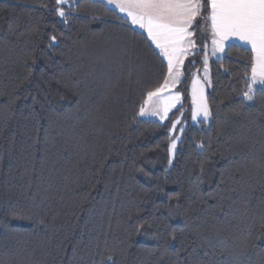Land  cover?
<instances>
[{
    "label": "trees",
    "instance_id": "obj_1",
    "mask_svg": "<svg viewBox=\"0 0 264 264\" xmlns=\"http://www.w3.org/2000/svg\"><path fill=\"white\" fill-rule=\"evenodd\" d=\"M108 7L77 0L65 24L55 0H0V264H264L251 53L229 43L210 61L209 121L169 161L168 122L138 115L167 64ZM203 52L184 61L187 106Z\"/></svg>",
    "mask_w": 264,
    "mask_h": 264
},
{
    "label": "snow or ice",
    "instance_id": "obj_2",
    "mask_svg": "<svg viewBox=\"0 0 264 264\" xmlns=\"http://www.w3.org/2000/svg\"><path fill=\"white\" fill-rule=\"evenodd\" d=\"M100 2L109 6L106 10L111 11L117 19H123L144 30L159 50V55L167 62V75L163 84L155 91L147 93L145 105L154 97L159 100L163 90L174 89L182 83L185 58L189 55L196 56L203 51L196 42L201 20L210 26L213 55L221 59L219 54L224 53L225 42L235 38L251 53L248 77L250 90L252 85H264V0H100ZM76 4L77 0H55L54 13L66 24L69 16L76 10ZM66 6L68 11H65ZM56 43V35H51L50 47H54ZM196 62L190 61L192 67H195ZM200 62L203 65V77L193 75L191 80L194 121L198 117L206 120L210 116L204 91L205 84H210L207 53ZM242 99L252 102L254 97L245 93ZM181 101L182 94L179 90L170 92L163 99L162 107H158L151 114L159 115L163 120L177 104H181ZM144 114L145 107L142 106L140 115ZM179 123V120L173 122L171 131H175ZM179 131L182 134L183 128ZM179 139L180 137L173 138L170 152L176 149Z\"/></svg>",
    "mask_w": 264,
    "mask_h": 264
},
{
    "label": "rangeland",
    "instance_id": "obj_3",
    "mask_svg": "<svg viewBox=\"0 0 264 264\" xmlns=\"http://www.w3.org/2000/svg\"><path fill=\"white\" fill-rule=\"evenodd\" d=\"M131 26H133L134 28H136V29L144 32L142 29H139L138 27H136L134 25H131ZM209 44H210L209 42L204 41L203 46L206 45V47H203V51L204 52H203L202 59L204 57V54L207 53L208 66H209V79H210V61L212 59L217 58V56L216 55H213L212 47L210 48ZM219 55L222 57L224 55V53H220ZM165 62H166V60H165ZM166 64H167V62H166ZM202 68H203V65L201 63L200 67L194 69L193 72H192V74H191V79H190V83H189V105L188 106L184 103V95L178 89L179 85H177V87L174 88V89H165V90H163L161 92V94H160V99L159 100L154 97V98H152V101L150 103H148L147 105H145V100L147 99V95H146V98L144 99L142 105L140 106V108L142 106L145 107V114L144 115H140V108H139L138 115H139L140 118L152 119V120L159 121L160 123L168 122V132H169V137H170L169 138V143H168V156H169V161H172L174 159L175 154H176L177 149H178L179 142H180V140L182 138V134L183 133L181 134V132L179 131V129L180 128H183V130H184V128L188 125V123L194 124V125H198L200 121H204V122H208L209 121V118L205 120L202 117H198V119L195 120V121L192 119L193 105H192V98H191V80H192V76L193 75H198L201 78L203 77ZM166 75H167V73H166ZM182 77H183V75H182ZM182 77H181V80H182ZM162 84H163V82H162ZM161 85H159L158 87H160ZM254 86H257V85L255 84ZM207 87H208V84H205V86H204L205 96H206ZM157 88H155L154 90H151V91H155ZM176 90H179L181 92V94H182L181 104H177L176 108H173L168 113V116L165 119H163V120L160 119V116L159 115H152L151 113L154 110H156L158 107H162V101H163V99L166 98L169 95L170 92H173L174 93ZM177 109H179V111ZM177 120H179L180 123L177 124V127H176V130L175 131H171V129H172V123L175 122V121H177ZM174 137H180V139L177 141V147H176V149H174V150H172L170 152L169 149H170V146H171V143H172V140H173Z\"/></svg>",
    "mask_w": 264,
    "mask_h": 264
},
{
    "label": "crops",
    "instance_id": "obj_4",
    "mask_svg": "<svg viewBox=\"0 0 264 264\" xmlns=\"http://www.w3.org/2000/svg\"><path fill=\"white\" fill-rule=\"evenodd\" d=\"M130 23V22H129ZM144 31V30H143ZM145 35L147 36V33L144 31ZM203 33L207 36V39L206 41L209 42V46L210 48L212 47V44H211V39H212V36H211V30H210V26L207 24V23H203ZM147 38L149 39V41L152 43L151 39L147 36ZM229 43H235V44H239L242 46V43L238 40H236L235 38H232L231 40L229 41H226L225 42V47L227 44ZM152 45L155 47V45L152 43ZM156 48V47H155ZM156 50L159 52V50L156 48ZM163 58V57H162ZM164 59V58H163ZM257 86H264V85H260V84H256Z\"/></svg>",
    "mask_w": 264,
    "mask_h": 264
}]
</instances>
